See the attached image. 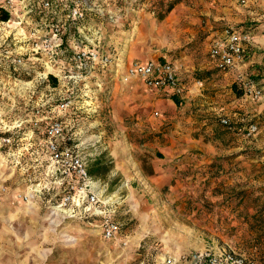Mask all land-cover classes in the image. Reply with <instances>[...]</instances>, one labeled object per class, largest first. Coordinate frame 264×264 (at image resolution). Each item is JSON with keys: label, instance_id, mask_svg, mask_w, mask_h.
Listing matches in <instances>:
<instances>
[{"label": "rangeland", "instance_id": "374dc122", "mask_svg": "<svg viewBox=\"0 0 264 264\" xmlns=\"http://www.w3.org/2000/svg\"><path fill=\"white\" fill-rule=\"evenodd\" d=\"M216 6L218 0H85V46L96 45L111 64L86 63L80 80H73L74 68L50 69L34 54L25 23L0 24V51L16 57V69L3 62L0 68V112L42 118L68 100L67 145L78 147L100 199L112 203V218L120 224L113 243L101 238L99 219L49 225L42 205L57 197L40 198L38 224L18 226L47 251L42 264H154L165 251L179 255L213 244L264 264V145L258 146L264 120L248 138L243 127L256 119L227 107L230 97L243 94L236 80L213 88L221 70L199 69L208 57L203 30L210 14L219 12ZM144 59L174 63L194 92L169 98L142 89L137 79L123 82L128 63ZM15 186L0 185V196ZM19 193L25 194L16 190L10 206L26 204Z\"/></svg>", "mask_w": 264, "mask_h": 264}, {"label": "built area", "instance_id": "2783aa9c", "mask_svg": "<svg viewBox=\"0 0 264 264\" xmlns=\"http://www.w3.org/2000/svg\"><path fill=\"white\" fill-rule=\"evenodd\" d=\"M0 11L9 15V20L0 24L9 25L25 23L30 31L32 51L44 58V63L50 69L74 68L76 74L73 80L82 78L81 71L90 65H110V57L101 56L96 45L85 46L83 21L85 19V0H0ZM14 21V22H12ZM71 31L75 37L71 38ZM247 33L223 29L219 35L210 40L208 57L216 63L221 71H239L244 63L243 46L249 43ZM69 55L68 58H65ZM17 66L20 61L17 60ZM6 63L16 69V57L10 52L0 51V68ZM8 64L6 66H8ZM48 66V67H49ZM178 67L171 62L147 61L133 63L126 68L123 81L139 80L150 90L160 91L171 97H182L184 86L177 75ZM241 71V70H240ZM235 82L243 95L252 101H259L264 96V90L248 73L238 72ZM70 102L63 99L56 113L46 117L18 120L7 117L0 112V146L14 148L20 146L25 129L31 132L34 142L43 147L47 158V175L54 178L52 184L57 186V199L47 207L48 222L55 225L57 221L100 220V236L105 241L114 240L120 233V224L112 218L111 203L104 202L97 194L95 183L87 170V163L76 146L67 145L64 136L63 118L66 116ZM39 111H36V115ZM155 116L158 113L154 114ZM13 118V119H12ZM31 123L29 128L23 124ZM220 124L231 129L226 118L220 119ZM246 136L254 137L260 131L257 123H247L244 127ZM32 143V142H30ZM46 186L33 185L25 193H19L17 198L30 203ZM159 264H257L245 254L233 249L216 251L210 248L191 253L167 256Z\"/></svg>", "mask_w": 264, "mask_h": 264}, {"label": "crops", "instance_id": "0c3cea01", "mask_svg": "<svg viewBox=\"0 0 264 264\" xmlns=\"http://www.w3.org/2000/svg\"><path fill=\"white\" fill-rule=\"evenodd\" d=\"M218 2L219 6L216 7H219V12L213 13L212 15L210 14L211 17H209V20L211 24L209 28L203 30V35L208 34V36L205 38L207 51L210 40L219 35V33L226 28L247 33L250 37V41L243 46L245 58L244 63L240 68L241 71L222 72L218 70L219 74L222 76L220 75L221 78H219L217 81H215V77H213L211 80V82H213L211 86H213V88H222L225 85H232L234 84L235 75L238 72H244L248 73L252 79L257 81L264 90V0H218ZM207 16H209V13H207ZM147 61L150 60H132L125 67V70L133 63H145ZM156 61L159 60L156 59ZM201 65L202 66L199 67V69L202 70L207 71L215 68L217 69L216 63L210 60L208 57H206V60L204 58ZM188 70L191 71L193 68H188L187 71ZM177 75L183 83L182 73L179 68ZM136 83H130L129 88L135 90L136 88L134 86L137 85ZM183 86L184 93L180 98H183L184 95L187 96L195 90V87H193L194 85L192 88H188V86L183 83ZM141 87L145 90L143 85H141ZM137 89L141 88L137 87ZM196 91H198V94L200 93V89ZM231 91L232 90H230V92ZM152 93L159 95V93L163 92L155 91ZM163 94L170 98V95L165 93ZM199 95L201 96V94ZM234 96L230 97L232 101L230 100V104H227V107L231 106V111L235 109V111L243 112L242 114L243 116H246V118L247 116H249V118H255V123H257L259 119L264 120V96L256 102L248 99L243 94L236 98ZM168 102L169 103L167 105H169L168 107L171 109L173 101L169 100ZM212 103L213 102H211V104ZM14 119H16V115L14 116ZM19 119H16V121ZM29 121L30 118L26 119L25 122L28 123ZM22 135L24 138L20 146H17V148H7L0 146V185L3 186L5 184L11 188V186L16 185L17 183L19 186L18 189H16L15 186L12 193L0 196V264H42L48 254L47 251L40 250L36 243L32 241L31 238H29V229L21 231L18 225L21 223L33 225L36 223L38 224L39 216L37 211L41 208V204L38 202L39 199L42 197L44 199L45 196L54 197L59 191L57 186L52 184L54 178L50 175H47L48 161L46 155L44 154L45 152L43 147L34 142V137L32 139L31 132L24 131ZM262 145H264V137L260 139L258 144V146ZM34 182H37L36 185H39V187L46 186L43 192L34 199L35 201L33 200L34 202H31L30 204H23L16 207L10 206L11 200L14 197L13 194L16 192V190L21 189V191L26 193L29 188L34 185ZM95 188L98 196L101 197V192L97 184H95ZM47 204L49 205L50 202L48 201L42 205L46 212L48 207ZM31 205L38 206H34V214L27 218L29 215L26 213L28 212V209L31 208ZM68 221L82 222V220ZM93 221L94 220L90 222ZM31 231L32 229H30V233ZM118 238L119 237L117 236L114 240L103 241L113 243ZM205 248L222 251L228 248L230 249L231 247L227 244H213L203 246L199 250ZM175 254H178V252L165 251L163 257L154 264H159L167 256H172Z\"/></svg>", "mask_w": 264, "mask_h": 264}, {"label": "trees", "instance_id": "16d2710c", "mask_svg": "<svg viewBox=\"0 0 264 264\" xmlns=\"http://www.w3.org/2000/svg\"><path fill=\"white\" fill-rule=\"evenodd\" d=\"M171 8H172L171 6L167 7L166 12H167V11H170ZM7 20H9V15H8V13L3 12V11H0V21H1V22H6ZM173 102H174L175 104L177 103L176 98L173 99Z\"/></svg>", "mask_w": 264, "mask_h": 264}, {"label": "bare ground", "instance_id": "6f19581e", "mask_svg": "<svg viewBox=\"0 0 264 264\" xmlns=\"http://www.w3.org/2000/svg\"><path fill=\"white\" fill-rule=\"evenodd\" d=\"M124 82V81H123ZM26 204H30V203H26ZM48 220V217L46 218V221ZM50 222V221H49ZM50 224V223H49Z\"/></svg>", "mask_w": 264, "mask_h": 264}]
</instances>
